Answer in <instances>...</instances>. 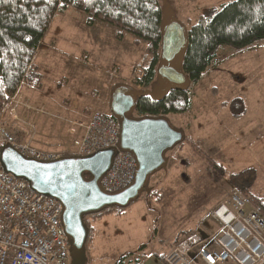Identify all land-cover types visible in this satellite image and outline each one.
Instances as JSON below:
<instances>
[{"label":"rangeland","instance_id":"rangeland-1","mask_svg":"<svg viewBox=\"0 0 264 264\" xmlns=\"http://www.w3.org/2000/svg\"><path fill=\"white\" fill-rule=\"evenodd\" d=\"M230 1L168 0L188 28L206 8ZM90 20L88 13L72 7L55 15L34 57L41 83H23L12 96L21 99L19 118L12 119L16 131L23 132L27 127L23 118L35 114L32 110L29 114L28 104L72 108V115H81L94 107L109 108L111 90L117 84L143 90L139 80L147 69L141 62L148 53L147 42L136 45L129 33L118 40L117 28ZM189 96L188 111L168 115L186 138L174 152L168 151L167 165L151 176L140 198L128 207L114 206L86 216L88 260L97 252L110 261L128 251L143 257L162 248L196 244L204 234V223H215L213 210L230 199L235 185L232 174L252 169L256 181L251 192L264 195V40L243 49L221 46L201 80L190 86ZM235 96L244 97L248 107L239 118L223 104ZM34 116L40 133L35 138L37 146L59 152L74 149L67 145L71 140L66 130L56 134L57 140L53 122L46 115ZM202 153L221 164L226 177L213 179ZM128 258L134 260L133 255ZM260 263L264 264V258Z\"/></svg>","mask_w":264,"mask_h":264},{"label":"built area","instance_id":"built-area-1","mask_svg":"<svg viewBox=\"0 0 264 264\" xmlns=\"http://www.w3.org/2000/svg\"><path fill=\"white\" fill-rule=\"evenodd\" d=\"M20 102L12 97L7 110L0 113V264H72V241L62 220L63 203L7 172L1 149L11 145L25 157L42 161L68 154L91 155L118 147L120 120L109 108L94 107L85 114L72 115V108L28 104L29 114L32 110L53 122L57 140V133H69L71 142L67 145L74 149L59 152L35 144L40 134L35 114L23 118L27 125L23 132L16 131L12 119L19 118ZM137 166L132 152L118 149L110 169L100 179L102 188L110 193L124 189L134 181ZM212 215L219 227L194 245L172 247L164 256L165 264H258L264 258V214L250 196L234 185L230 199L218 205Z\"/></svg>","mask_w":264,"mask_h":264},{"label":"trees","instance_id":"trees-1","mask_svg":"<svg viewBox=\"0 0 264 264\" xmlns=\"http://www.w3.org/2000/svg\"><path fill=\"white\" fill-rule=\"evenodd\" d=\"M70 7L88 13L90 22L99 20L117 28L118 40H123L124 34L129 33L136 45L147 42V51L153 58L139 82L143 89L158 82L164 0H0V113L23 83H41L34 57L55 15ZM188 39L183 70L190 77L192 86L201 80L221 46L243 49L264 40V0H232L206 8L198 21L188 28ZM189 89H172L160 99L141 95L137 98L136 112L143 116L184 113L191 107ZM223 104L235 118L248 111L242 96H235ZM202 155L210 164L213 179L219 181L226 177L221 164L206 153ZM230 179L264 214V195L258 197L251 192L256 181L253 170L232 174ZM134 202L136 200L131 204ZM85 223L90 229L86 217ZM87 249L86 244V258L79 264H88ZM131 255L132 251L121 255L114 264H126ZM157 256L163 258L161 254Z\"/></svg>","mask_w":264,"mask_h":264},{"label":"water","instance_id":"water-1","mask_svg":"<svg viewBox=\"0 0 264 264\" xmlns=\"http://www.w3.org/2000/svg\"><path fill=\"white\" fill-rule=\"evenodd\" d=\"M161 23L162 51L158 67V82L153 89H139L131 84L117 85L110 95V110L121 124L117 148L102 149L94 154H68L54 160L28 158L11 145L1 149L4 169L29 181L31 187L54 197L64 205L62 220L72 241L76 264L85 260L89 229L85 217L114 206L128 207L140 198L150 176L168 163L167 153L185 140V131L173 125L166 115L136 116L137 98L150 95L160 99L172 89L186 90L191 79L183 70V59L189 44L188 27L182 23L168 0ZM132 152L137 159L134 181L117 192H106L100 179L110 169L116 152ZM86 173L90 177H86Z\"/></svg>","mask_w":264,"mask_h":264},{"label":"crops","instance_id":"crops-1","mask_svg":"<svg viewBox=\"0 0 264 264\" xmlns=\"http://www.w3.org/2000/svg\"><path fill=\"white\" fill-rule=\"evenodd\" d=\"M144 49H146L145 44H144ZM152 58H153L152 55L145 52V55L141 58V62L144 61V63H146V65H147L146 67L148 68L151 61H152ZM40 147H42V146H40ZM43 148H45V147H43ZM175 149L176 148L171 149L170 152H174ZM211 218L215 221L216 224L213 223L212 221L209 224H207L208 221L206 223H204V225H203V227L205 229L204 234L200 237L199 241L204 239L205 237H207L211 232L215 231L219 227L218 220L212 214H211ZM93 231H94V229H93ZM93 237H94V233L92 232L91 242L93 241ZM169 250H170V248H165V249L162 248L160 251H156L154 253H149L148 255H145L143 257L140 255H137L136 252L134 253L132 251L133 256H134V260L128 258L126 260V264H133L135 261H136V264H165L164 256ZM97 253L94 254V256L89 255V263L88 264H91V262H92V264H114L115 261L118 259L117 258L116 260L114 259V260H110V261L109 260L105 261V260H103V258L101 256L99 257ZM157 254L163 255V258L158 257ZM260 264H262V263H260Z\"/></svg>","mask_w":264,"mask_h":264},{"label":"flooded vegetation","instance_id":"flooded-vegetation-1","mask_svg":"<svg viewBox=\"0 0 264 264\" xmlns=\"http://www.w3.org/2000/svg\"><path fill=\"white\" fill-rule=\"evenodd\" d=\"M119 85V84H118ZM116 87V86H115ZM115 87H113V89L115 88ZM112 89V90H113ZM150 89H153V86H151V88ZM112 90H111V92H112ZM111 95V94H110ZM109 104H110V100H109ZM108 104V105H109ZM134 115H136V116H143V115H139L137 112H136V109H135V111H134ZM86 177L87 178H89L90 177V174L89 173H86Z\"/></svg>","mask_w":264,"mask_h":264}]
</instances>
